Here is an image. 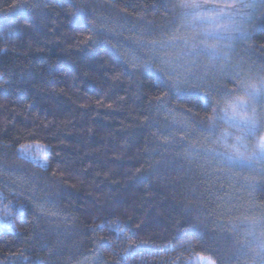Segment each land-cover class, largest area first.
I'll return each mask as SVG.
<instances>
[{
  "label": "trees",
  "instance_id": "trees-1",
  "mask_svg": "<svg viewBox=\"0 0 264 264\" xmlns=\"http://www.w3.org/2000/svg\"><path fill=\"white\" fill-rule=\"evenodd\" d=\"M12 2L0 0V264H264L247 236L264 165L226 167L205 154L214 138L191 134L211 113L201 98L233 87L228 61L200 58L163 98L162 61L183 63V44L152 42L190 35L170 0ZM254 17L232 64L264 65V4ZM22 145L45 146V164Z\"/></svg>",
  "mask_w": 264,
  "mask_h": 264
},
{
  "label": "snow or ice",
  "instance_id": "snow-or-ice-1",
  "mask_svg": "<svg viewBox=\"0 0 264 264\" xmlns=\"http://www.w3.org/2000/svg\"><path fill=\"white\" fill-rule=\"evenodd\" d=\"M258 3L264 4V0H170L171 9L181 21L180 27L187 29L190 35L186 38L173 37L167 42H152L154 46L159 43L161 47H166L168 43L180 39L183 44L177 57L183 63L162 61L160 70L168 80L163 98L178 89L181 83L187 82L192 75L191 67L200 58L213 64L228 61L225 66L231 69L233 87L223 89L222 95L211 102L207 95L202 97L203 107L205 110L210 107L211 113L202 119L193 117L190 123L193 126L191 134L200 131L205 134V140L214 138L212 143L218 146L206 149L205 154L229 168L246 166L255 169L257 165H264V65L258 66L254 62L246 64L243 60L231 63L234 42L250 37V30L246 26L255 19ZM24 6L23 2L18 4L13 0L6 10ZM260 19L264 20V17ZM30 147L21 146L25 156ZM37 149L33 161L36 157L44 160L47 148L37 145ZM261 171L264 174V169ZM7 209L5 205L4 215H11ZM248 225L247 236L258 240L259 250L264 253V216L248 221ZM257 227L261 228L259 236L255 231ZM129 250L130 246L123 251L127 254ZM200 264L214 262L201 258Z\"/></svg>",
  "mask_w": 264,
  "mask_h": 264
},
{
  "label": "rangeland",
  "instance_id": "rangeland-1",
  "mask_svg": "<svg viewBox=\"0 0 264 264\" xmlns=\"http://www.w3.org/2000/svg\"><path fill=\"white\" fill-rule=\"evenodd\" d=\"M31 147L32 148H29L28 154L35 155V153L38 151V149H35V148H37V145L31 146ZM20 154H21V156L27 158L29 161H32V162H34L37 165H41L42 166V165L45 164V159L44 160H40L39 157H36L35 161H33V159H32L33 156H25V154L22 151L20 152ZM201 258L208 259V258L203 257V256H196V257L186 261L184 264H200Z\"/></svg>",
  "mask_w": 264,
  "mask_h": 264
}]
</instances>
